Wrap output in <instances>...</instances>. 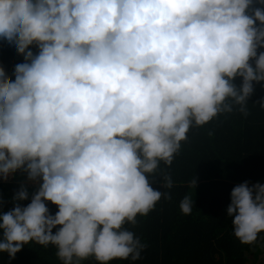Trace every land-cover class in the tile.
<instances>
[{
    "label": "clouds",
    "instance_id": "clouds-1",
    "mask_svg": "<svg viewBox=\"0 0 264 264\" xmlns=\"http://www.w3.org/2000/svg\"><path fill=\"white\" fill-rule=\"evenodd\" d=\"M260 5L0 0V40L25 60L14 80L0 69V175L40 180L26 183L39 186L30 203H18L29 198L22 185L0 213V252L14 258L35 241L54 245L63 264L139 259L145 245L125 223L171 199L149 176L171 165L191 127L236 106L247 116L253 81H264ZM160 176L170 189L171 176ZM179 207L190 214L193 201ZM227 214L235 237L253 244L264 233V183L235 186Z\"/></svg>",
    "mask_w": 264,
    "mask_h": 264
},
{
    "label": "trees",
    "instance_id": "trees-1",
    "mask_svg": "<svg viewBox=\"0 0 264 264\" xmlns=\"http://www.w3.org/2000/svg\"><path fill=\"white\" fill-rule=\"evenodd\" d=\"M253 5L261 6L260 0H253ZM29 47L34 55L38 53L35 44ZM23 62V54L0 40V69L8 80H14L15 65ZM250 62L255 67L254 61ZM241 82V77L234 80L237 87ZM262 100L264 81H253L247 116L236 106L232 112L221 113L203 126L190 128L171 165L161 162L156 174L149 176L151 187L169 193L171 199L162 196L149 214H138L135 225L127 222L124 225L145 245L139 259L117 258L109 264H255L258 257H264V233L258 234L253 244H242L235 237L232 218L227 214L235 186L246 181L249 186L264 183V109L259 104ZM161 170L172 178L170 189L164 186ZM26 176L21 169L9 175L8 180L0 181V213L14 207L12 198L22 185L29 198L18 203L26 206L31 202L39 186H28L24 182ZM185 196L193 201L190 214L182 213L179 207ZM45 203L51 214L58 211L57 205ZM56 251L54 245L30 241L14 258L0 252V264H63ZM76 264L100 262L88 257Z\"/></svg>",
    "mask_w": 264,
    "mask_h": 264
},
{
    "label": "rangeland",
    "instance_id": "rangeland-1",
    "mask_svg": "<svg viewBox=\"0 0 264 264\" xmlns=\"http://www.w3.org/2000/svg\"><path fill=\"white\" fill-rule=\"evenodd\" d=\"M24 182L25 183H29V184H40V180L39 179H37L35 181H32V180H29L27 176H26V179H24ZM263 259H264V257H258L255 264H261Z\"/></svg>",
    "mask_w": 264,
    "mask_h": 264
},
{
    "label": "built area",
    "instance_id": "built-area-1",
    "mask_svg": "<svg viewBox=\"0 0 264 264\" xmlns=\"http://www.w3.org/2000/svg\"><path fill=\"white\" fill-rule=\"evenodd\" d=\"M8 180V179H7ZM0 181H6L2 175H0Z\"/></svg>",
    "mask_w": 264,
    "mask_h": 264
}]
</instances>
